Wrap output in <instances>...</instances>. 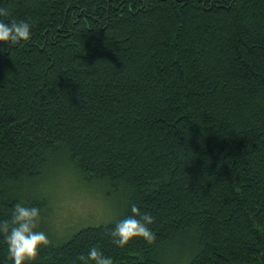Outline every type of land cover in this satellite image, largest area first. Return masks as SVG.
Instances as JSON below:
<instances>
[{"label": "trees", "instance_id": "obj_1", "mask_svg": "<svg viewBox=\"0 0 264 264\" xmlns=\"http://www.w3.org/2000/svg\"><path fill=\"white\" fill-rule=\"evenodd\" d=\"M0 6L33 23L27 41L0 43V220L35 204L51 241L25 264L92 246L114 264H264V0ZM65 180L111 200V219L53 237ZM132 203L155 240L120 247L109 229Z\"/></svg>", "mask_w": 264, "mask_h": 264}, {"label": "clouds", "instance_id": "obj_2", "mask_svg": "<svg viewBox=\"0 0 264 264\" xmlns=\"http://www.w3.org/2000/svg\"><path fill=\"white\" fill-rule=\"evenodd\" d=\"M10 10L0 6V17H8ZM33 23L27 19H12L6 21L0 18V43L15 45L27 41L32 34ZM131 215L119 220L114 228L109 229L113 242L124 247L133 238H143L151 243L155 240V232L150 227L154 216L150 212H141L136 203L131 205ZM42 220L41 209L35 204L29 205L18 201L13 205L10 219L0 220V234H3L7 245V255L12 264H25L37 257L42 247L51 241L47 232L39 228ZM114 264V258L97 246H92L87 255L80 254L72 264Z\"/></svg>", "mask_w": 264, "mask_h": 264}, {"label": "rangeland", "instance_id": "obj_3", "mask_svg": "<svg viewBox=\"0 0 264 264\" xmlns=\"http://www.w3.org/2000/svg\"><path fill=\"white\" fill-rule=\"evenodd\" d=\"M54 183L52 196V219L47 220V229L53 237L66 235L76 223H96L111 219L113 206L111 200L103 199L97 194L68 180ZM59 204V205H58Z\"/></svg>", "mask_w": 264, "mask_h": 264}, {"label": "bare ground", "instance_id": "obj_4", "mask_svg": "<svg viewBox=\"0 0 264 264\" xmlns=\"http://www.w3.org/2000/svg\"><path fill=\"white\" fill-rule=\"evenodd\" d=\"M59 205V204H58Z\"/></svg>", "mask_w": 264, "mask_h": 264}]
</instances>
